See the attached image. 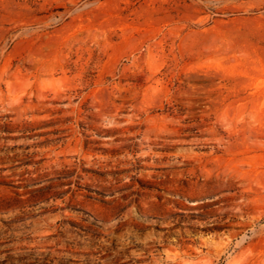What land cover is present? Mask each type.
Returning a JSON list of instances; mask_svg holds the SVG:
<instances>
[{
	"label": "rangeland",
	"instance_id": "obj_1",
	"mask_svg": "<svg viewBox=\"0 0 264 264\" xmlns=\"http://www.w3.org/2000/svg\"><path fill=\"white\" fill-rule=\"evenodd\" d=\"M0 264H264V0H0Z\"/></svg>",
	"mask_w": 264,
	"mask_h": 264
}]
</instances>
